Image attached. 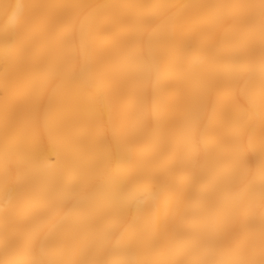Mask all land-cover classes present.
Returning a JSON list of instances; mask_svg holds the SVG:
<instances>
[{"label": "bare ground", "instance_id": "bare-ground-1", "mask_svg": "<svg viewBox=\"0 0 264 264\" xmlns=\"http://www.w3.org/2000/svg\"><path fill=\"white\" fill-rule=\"evenodd\" d=\"M109 2L0 0V264L79 257L69 247L46 245L45 238L53 211L59 216L72 208L61 194L85 174L82 189L89 192L135 179L106 217L107 223L132 226L123 258L264 264V181L258 169L264 152V63L258 54L264 0H239L255 6L251 18L225 17L216 24L213 40L222 49L228 86L207 98L202 117L208 127L192 139L159 118L154 80L129 79L130 53L98 34L82 43L78 23L63 27L61 17L77 21ZM161 2L179 6L188 0ZM206 45L205 37L189 35L162 58L165 72L173 64H196ZM249 45L257 55L241 63ZM66 59L75 74L53 75ZM166 186L178 196L152 207ZM21 187L29 193L23 202ZM22 214L40 229L27 250L5 235L6 221Z\"/></svg>", "mask_w": 264, "mask_h": 264}, {"label": "snow or ice", "instance_id": "snow-or-ice-1", "mask_svg": "<svg viewBox=\"0 0 264 264\" xmlns=\"http://www.w3.org/2000/svg\"><path fill=\"white\" fill-rule=\"evenodd\" d=\"M178 7V11H171ZM254 5L239 0H188L179 5H167L161 0H112L97 6L96 10L73 21L61 17L65 28L79 25L82 43L93 34L103 37L109 45L131 54L126 66L130 80L140 78L154 80L160 93L158 116L169 130L178 132L185 139L194 138L201 128L208 127L202 117L206 100L213 91L226 89L229 74L220 62L222 49L213 40L215 26L225 17L251 18ZM163 20V23L159 21ZM191 34L206 38V52L199 62L190 67L174 64L165 72L162 58L177 48ZM261 46L259 56L264 63V6H261ZM254 46H247L240 56L241 63L256 56ZM55 76H73L75 67L71 60L57 62L52 70ZM206 85V87H202ZM258 169L264 181V152ZM255 167L247 166V175H254ZM88 177L69 187L61 195L72 201V208L57 216L54 226L45 238L50 247H69L78 258L18 259L8 264H142L122 257L121 251L130 244L131 225L123 227L107 223L110 206L121 200L133 187L134 178H127L120 186H102L95 191H85L82 185ZM178 196L175 188L164 187L156 194L151 205L158 207ZM29 193L21 187L18 199L27 200ZM40 229L34 225L31 215L22 214L5 223V235L23 249H31ZM178 264H251L248 261H196Z\"/></svg>", "mask_w": 264, "mask_h": 264}]
</instances>
